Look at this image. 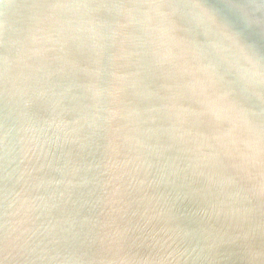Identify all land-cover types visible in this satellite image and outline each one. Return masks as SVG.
Returning <instances> with one entry per match:
<instances>
[{"label":"water","instance_id":"1","mask_svg":"<svg viewBox=\"0 0 264 264\" xmlns=\"http://www.w3.org/2000/svg\"><path fill=\"white\" fill-rule=\"evenodd\" d=\"M264 0H0V264H264Z\"/></svg>","mask_w":264,"mask_h":264},{"label":"snow or ice","instance_id":"2","mask_svg":"<svg viewBox=\"0 0 264 264\" xmlns=\"http://www.w3.org/2000/svg\"><path fill=\"white\" fill-rule=\"evenodd\" d=\"M261 141L264 142V128L260 130Z\"/></svg>","mask_w":264,"mask_h":264}]
</instances>
